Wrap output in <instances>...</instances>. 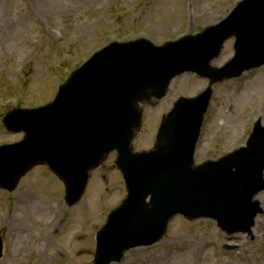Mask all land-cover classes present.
I'll use <instances>...</instances> for the list:
<instances>
[{
	"label": "rangeland",
	"instance_id": "rangeland-1",
	"mask_svg": "<svg viewBox=\"0 0 264 264\" xmlns=\"http://www.w3.org/2000/svg\"><path fill=\"white\" fill-rule=\"evenodd\" d=\"M241 0H0V145L22 133L4 129L13 108L54 98L57 87L93 52L113 42L146 38L154 45L196 35L224 19ZM234 38L210 65L233 55ZM207 78L175 77L157 105H144L135 151L152 149L162 117L180 96L191 97ZM264 126V64L214 83L195 162L215 160L245 146L254 123ZM115 152L91 170L78 202L67 206L63 183L46 165L0 189V264H92L95 234L126 195ZM264 177V174H263ZM250 233L227 234L212 219L176 216L156 243L125 251L110 264H264V189Z\"/></svg>",
	"mask_w": 264,
	"mask_h": 264
},
{
	"label": "water",
	"instance_id": "water-1",
	"mask_svg": "<svg viewBox=\"0 0 264 264\" xmlns=\"http://www.w3.org/2000/svg\"><path fill=\"white\" fill-rule=\"evenodd\" d=\"M232 36L233 57L211 66ZM263 64L264 0H241L217 24L159 46L144 38L111 42L69 74L53 101L2 117L5 129L23 138L0 145V188L14 190L33 166L46 164L63 181L71 206L89 171L115 150L126 196L96 233L92 264L118 262L126 250L152 245L176 215L213 219L229 234L250 233L261 211L253 197L264 189L260 120L245 146L198 165L194 153L212 84ZM186 71L207 78L208 86L195 97H179L158 127L154 149L134 152L139 104L155 105L171 79ZM2 248L0 237V257Z\"/></svg>",
	"mask_w": 264,
	"mask_h": 264
}]
</instances>
